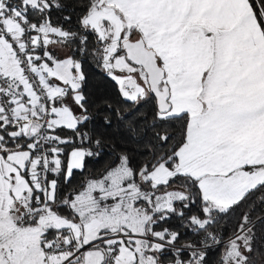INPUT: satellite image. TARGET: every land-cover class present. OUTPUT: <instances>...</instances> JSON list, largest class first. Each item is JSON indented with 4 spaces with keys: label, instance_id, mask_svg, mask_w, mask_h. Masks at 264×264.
I'll return each mask as SVG.
<instances>
[{
    "label": "snow or ice",
    "instance_id": "obj_1",
    "mask_svg": "<svg viewBox=\"0 0 264 264\" xmlns=\"http://www.w3.org/2000/svg\"><path fill=\"white\" fill-rule=\"evenodd\" d=\"M0 264H264V0H0Z\"/></svg>",
    "mask_w": 264,
    "mask_h": 264
},
{
    "label": "trees",
    "instance_id": "obj_2",
    "mask_svg": "<svg viewBox=\"0 0 264 264\" xmlns=\"http://www.w3.org/2000/svg\"><path fill=\"white\" fill-rule=\"evenodd\" d=\"M101 91H104V86L103 85H96Z\"/></svg>",
    "mask_w": 264,
    "mask_h": 264
}]
</instances>
